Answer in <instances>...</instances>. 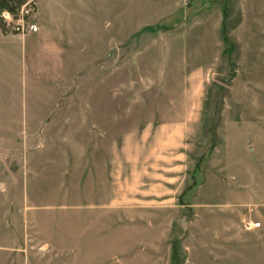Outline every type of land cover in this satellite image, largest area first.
<instances>
[{
	"label": "rangeland",
	"instance_id": "374dc122",
	"mask_svg": "<svg viewBox=\"0 0 264 264\" xmlns=\"http://www.w3.org/2000/svg\"><path fill=\"white\" fill-rule=\"evenodd\" d=\"M263 122L264 0H0V264H264Z\"/></svg>",
	"mask_w": 264,
	"mask_h": 264
},
{
	"label": "crops",
	"instance_id": "0c3cea01",
	"mask_svg": "<svg viewBox=\"0 0 264 264\" xmlns=\"http://www.w3.org/2000/svg\"><path fill=\"white\" fill-rule=\"evenodd\" d=\"M264 125V122H263ZM245 138L251 137V138H257V139H263L264 140V128L260 126L257 127L256 129H254L250 135L245 134L244 135ZM259 151H264L263 147H259ZM258 165V164H257ZM255 167L256 171L258 172L257 175L255 176V184L261 188V190L263 191V187H264V162L260 163L261 166H257ZM258 196H260L261 194H258ZM261 201L263 202L264 198H263V194L261 195ZM251 224V223H250ZM249 228V226H248Z\"/></svg>",
	"mask_w": 264,
	"mask_h": 264
},
{
	"label": "built area",
	"instance_id": "2783aa9c",
	"mask_svg": "<svg viewBox=\"0 0 264 264\" xmlns=\"http://www.w3.org/2000/svg\"><path fill=\"white\" fill-rule=\"evenodd\" d=\"M32 29H33V31H37L38 30L37 26H33ZM248 226L251 227V228H260V227H262V222L251 223Z\"/></svg>",
	"mask_w": 264,
	"mask_h": 264
}]
</instances>
